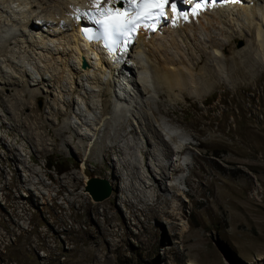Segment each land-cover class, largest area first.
Returning <instances> with one entry per match:
<instances>
[{"label": "rangeland", "instance_id": "1", "mask_svg": "<svg viewBox=\"0 0 264 264\" xmlns=\"http://www.w3.org/2000/svg\"><path fill=\"white\" fill-rule=\"evenodd\" d=\"M19 2L0 0V31L4 27L19 26L18 21L24 20V13L13 10ZM47 2L45 6L50 9L59 7L54 0ZM71 34L70 25L66 36ZM52 37L59 41L62 35ZM16 40L0 39V94L1 101L2 97L6 101L5 107L0 102V264H264V62L254 67L252 57H243L247 59L242 68H246L245 72L251 71V77L248 75L236 80L231 71L237 64L229 60L218 81L220 77L207 65V57L203 58L195 72L205 73L210 78L208 85H205L204 96H190L187 92L177 91L173 96L164 93L162 98L151 100L153 108L147 109L150 114L157 108V102L162 101L164 107L173 111L171 117L161 116L166 121L171 120L170 126L187 134L189 141L207 142L202 146L192 144L185 151L190 158L192 154L200 156L205 171H208L202 180L193 176L194 187L186 190L187 193L191 191L192 195L184 192L186 185L179 184V191L168 185L172 194L181 195L180 201L173 203L176 209L171 208L170 211L180 216L183 213L177 219L176 228L171 229L169 215L147 219L142 212L135 213L130 209L125 198L129 197L137 203L132 189L138 186V182L123 177L124 169L120 166L118 154L110 149L108 152L94 149V140H84L82 135L87 129L89 132L93 130L90 126L80 127L77 124V130L58 134V127L64 120L81 124L76 113L82 107L86 109L87 121L93 126L97 121H103L100 110L89 111L86 104V99L88 102H92V99L101 102L102 98H98L96 93H86L85 97L80 90L86 92V89L77 84L73 107L65 105L58 98L59 94L62 96V88H57L56 84L57 89H54L55 81L49 85L46 81L47 85H37L34 76L32 78L29 73L21 71L26 64L35 76L41 77L36 66L31 64L37 55H30L28 46L29 51L20 48L22 44ZM232 40L228 48H221L226 59H230L234 51L250 44V36L236 35ZM37 51L43 56L38 59L41 60L40 64L45 65L54 57L52 65L59 61V72L67 70L63 65L67 57L65 54L52 55L42 49ZM8 56L15 63L7 61ZM6 70L16 75L9 78L12 82L8 83ZM81 80L79 78L77 81ZM84 81L88 91H92L95 85ZM64 83L67 84V81ZM18 84H26L28 91L32 92L29 100L23 98L24 92H16L15 88L21 87H17ZM119 85L115 86V92L112 88L113 93L106 96L111 101L109 113L113 108L121 111L124 105L135 103L131 97H127L126 87ZM47 89L52 92H47ZM116 93L122 95L120 101ZM133 94L131 91V96L136 99L137 96ZM176 94L179 101L174 100ZM17 99L20 102L26 99L27 109L24 110L23 104L11 109ZM54 104L56 110L60 107L64 112L61 120L51 114ZM9 108L12 113L8 111ZM22 109V116L16 115ZM35 110L45 114L44 121L50 125L47 131L52 129L58 136L57 141L50 134L47 135L44 128H36V120L29 117ZM69 112L70 116L66 114ZM128 113L130 123L123 132H129L132 124L140 130L141 114L134 116ZM12 114L16 115L15 120ZM106 121L115 123L110 114ZM8 130H11V135L7 134ZM110 131L113 134L115 130L112 128ZM29 132L35 136L32 142L25 138ZM38 133L47 135L44 142L38 140ZM78 133H81V139L74 140ZM192 134L198 136L194 139ZM102 136L103 132L96 139ZM167 136L166 139L171 141ZM127 138L134 140V135L129 134ZM65 139L73 140L72 144L67 146ZM107 142H110L109 138ZM130 153L137 157L136 150ZM180 156L175 158L179 160ZM47 160L54 161L66 171L59 174L55 168L49 169ZM178 160L177 163H181ZM26 166L42 170L45 183H39V177H32V181H29ZM153 166L159 171L156 165ZM181 172L190 174L186 169ZM155 174L159 177V173ZM69 175L80 179L79 199L84 200L85 205L75 198L72 203L65 201L64 196L59 194L61 185L54 181ZM93 177L111 182L115 188L109 184L113 189V195L108 196L110 198L95 201L87 190L88 180ZM172 182L176 183L175 180ZM161 184L166 187V181ZM70 191L64 192L65 196H69ZM109 200V216L113 217L111 224L106 223L103 204ZM112 225H116L115 231H108L105 235L103 227L111 228ZM183 227L189 233L186 242L182 241Z\"/></svg>", "mask_w": 264, "mask_h": 264}, {"label": "bare ground", "instance_id": "2", "mask_svg": "<svg viewBox=\"0 0 264 264\" xmlns=\"http://www.w3.org/2000/svg\"><path fill=\"white\" fill-rule=\"evenodd\" d=\"M19 1L13 10L24 13V20L18 21L20 22L19 26L16 25L9 29L4 27L0 31V39L3 38L7 41L15 38L18 44H22L20 48L24 47L25 51L28 46L31 49H29L30 55L34 56L33 54H35L38 57H34L31 64L36 66L35 68L41 77L35 76L26 64L23 65L21 71L29 73L32 78L34 76V80L37 79V85L46 84L45 81L49 85L50 82L55 81L54 89L57 84V88L63 90L62 96L59 94L58 98L68 107L72 108L74 105V94L78 91L77 84L86 89V92L80 90L82 95L96 93L98 98H102L101 102H96L93 99L92 102H88L86 99V104L89 111L100 110V118H104L103 121H97L93 126L87 121L86 109L82 107L76 113L82 121L81 124L79 122L72 124L64 120L58 127V134L64 135L71 130H77V124L80 127L90 126L93 132H89L87 129L86 133L82 135L85 137L84 140L88 142L94 140V149H100L102 152H108L110 149V151L118 154L120 166L124 169L123 177L129 181L138 182V186L132 189V193L137 198V203L129 197L125 198L130 209L135 213L142 212L147 219L169 215L170 228H176L177 219L183 216V213L180 216L170 210L175 208L173 206L175 200L180 201L181 197H179L180 194H172L169 187L177 188L179 191L180 187L177 183L172 182L177 179L178 184L186 185L187 188L184 192L187 193L188 188L194 187L193 176L196 175L201 180L205 177L208 171H205L201 157L192 154L190 158V155H187L188 153L185 151L191 148L192 144L202 146L206 145L207 142L194 143V141H189L190 138L187 134L170 126L169 121L171 120L166 121L161 117L162 115L171 117L173 113L170 108L164 107V102H157V108L154 109L153 114H150L147 109L148 107L153 108L151 100L162 98L164 93L173 96L175 92L181 91L187 92L190 96H204L205 89H207L205 85L210 78L205 73L195 72V70L198 63L206 57L207 65L220 77L217 78L218 81L221 79V71H225V65L229 64V60L232 64H237V68L235 67L231 71L234 79L238 80L250 75L251 71L245 72L246 68L245 70L242 68V64L247 59L243 57H252L251 64L254 67L264 62V2L262 0H209L208 3L200 4L199 10L191 5L182 11H173L170 8L166 22L155 26L143 25L138 27L122 47L116 52H108L102 42L89 39L83 33L86 28H91L97 24L93 18V14L97 13V6L93 4V0H54L59 4V7L54 9L45 6L48 0ZM125 5L126 3H121V0H111L110 3L109 0H101L99 8L107 7L115 11L123 9ZM181 13H185L187 18ZM70 25L72 26V34L69 37L66 36V32L70 30ZM0 27L2 28V26ZM163 28L166 29L161 33ZM58 35H62L63 40H60L61 38L58 39L59 41L53 39L52 36ZM236 35L250 36V44L241 50L234 51V55L230 59H226L221 48H228ZM19 37H24V39H19ZM25 43L29 45L24 46ZM37 49L46 50L52 55L54 53L65 54L67 57L63 65L67 70L64 69L60 73L59 61L52 65L54 57L49 59L45 65L40 64L41 60L38 59H42L43 56ZM48 57L50 56H46V58ZM7 61L14 62L9 56ZM83 62H86V67L82 66ZM252 66L251 69H253ZM6 73L8 74V83L12 82L9 78L16 75L9 70H6ZM62 73L63 75H61ZM79 78L82 80L77 81ZM84 80L95 85L92 86V91H88ZM65 81L67 84L64 83ZM118 83L119 86L126 87L127 97H131L132 102L135 103L134 105H124L121 111H116L113 108L109 113L111 101L107 100L106 96L112 92V88L115 92V86ZM213 83L215 84V81ZM19 86L21 87L15 88L16 92H24L23 98L29 100V95L32 92L28 91L26 84H18L17 87ZM96 87L99 88L98 92ZM131 91L137 96L136 99L131 96ZM47 92L52 91L47 89ZM177 96L178 94L174 100L179 101ZM89 98L90 96H88ZM116 98L121 100L117 93ZM26 99H24L25 102H20L17 99L12 104L11 109H16L20 104L24 105V110L27 109ZM55 101L57 104V99ZM0 102L3 106L6 102L3 97L1 101V94ZM56 104L52 106L51 114L56 115L57 119L61 120L64 112L60 107L59 110H56ZM11 109H8L10 113H12ZM128 112L134 116L141 114L139 117L141 118L140 130H137V127L132 124L129 132H123L125 126L130 123V119L127 117ZM22 114L23 109L20 113H16L18 116H22ZM66 114L70 116L71 112ZM108 114L110 117L113 116L115 123L104 122ZM16 115L12 114V119L15 120ZM29 117L37 121H35L37 129L44 128L47 135L50 134L54 141L58 140V136L52 129L47 131L50 125L44 121V113L35 110L34 114H30ZM112 128L115 130L113 134L110 131ZM102 132L101 139H96ZM11 133V130L7 131V134L11 135ZM129 134L134 135V140L127 138ZM47 135L38 133V140L44 142ZM80 135L79 133L75 135L74 140L81 139ZM166 135L173 142L167 140ZM192 136L195 139L198 134H192ZM33 137L35 136L32 132L25 135V138L30 142L34 141ZM108 138L110 139L109 143L107 142ZM72 141L65 139L67 146L71 145ZM10 150L12 151L11 148ZM131 150L137 151L136 158L130 153ZM183 154L185 156L182 157V160H178L179 156ZM183 158L185 159L183 160ZM177 160L181 162L180 165ZM153 165H156L159 171ZM26 167L29 171V181H32V177H39L38 182L45 183L43 176H41L42 170L33 169L30 166ZM185 169L190 171L189 175L181 172ZM155 172L159 173V177ZM178 172L179 174L174 178ZM49 176L53 178L51 175ZM162 181H166V187H163ZM54 182L60 183L61 189L58 192L64 196L65 201L72 203L73 198H75V200L80 201L81 205L86 204L84 200L79 199L81 197L79 192L80 179H77L75 175L62 177V179H56ZM108 183L114 187L109 180ZM169 184L170 186H168ZM66 191H70L69 196L71 197L65 196L64 192ZM187 194L192 195L191 191ZM109 202L110 200L103 204L106 223L111 224L113 217L109 216L111 211ZM139 206L141 207L136 209ZM115 226L103 227V233L106 235V232L113 231ZM188 234V230L183 227L181 233L183 242L188 241Z\"/></svg>", "mask_w": 264, "mask_h": 264}, {"label": "snow or ice", "instance_id": "3", "mask_svg": "<svg viewBox=\"0 0 264 264\" xmlns=\"http://www.w3.org/2000/svg\"><path fill=\"white\" fill-rule=\"evenodd\" d=\"M110 2L111 0H109ZM185 2L187 3L189 0H185ZM100 3L101 0H93V4L97 6V13L93 14V18L103 29V35L108 41L107 46L110 48L117 44L119 38L134 33L141 24L164 16L166 7H171L173 11H177L176 3L173 0H127L128 8L123 12L120 10L113 11L107 7L99 8ZM195 7L196 10H199L201 5L197 4ZM129 13L131 14L129 15ZM181 15H185L187 18L185 13H181ZM88 31L85 29L86 33ZM119 42L126 43L127 41Z\"/></svg>", "mask_w": 264, "mask_h": 264}, {"label": "water", "instance_id": "4", "mask_svg": "<svg viewBox=\"0 0 264 264\" xmlns=\"http://www.w3.org/2000/svg\"><path fill=\"white\" fill-rule=\"evenodd\" d=\"M86 62H83V67H86ZM87 189L95 200H103L111 195L113 189L105 179L93 177L88 180Z\"/></svg>", "mask_w": 264, "mask_h": 264}, {"label": "trees", "instance_id": "5", "mask_svg": "<svg viewBox=\"0 0 264 264\" xmlns=\"http://www.w3.org/2000/svg\"><path fill=\"white\" fill-rule=\"evenodd\" d=\"M47 166L49 169L55 168L56 172L59 174H62L66 171V169L59 168L58 165H56V163H54L52 160H47Z\"/></svg>", "mask_w": 264, "mask_h": 264}, {"label": "clouds", "instance_id": "6", "mask_svg": "<svg viewBox=\"0 0 264 264\" xmlns=\"http://www.w3.org/2000/svg\"><path fill=\"white\" fill-rule=\"evenodd\" d=\"M117 92L120 93L119 91H117ZM118 95H119V94H118ZM119 97L122 98V95H119ZM182 157H183V156H180V159H181V160H182ZM184 159H185V158H183V160H184ZM177 175H178V174H177ZM175 182L177 183V185H179V184H178V180L175 181Z\"/></svg>", "mask_w": 264, "mask_h": 264}]
</instances>
